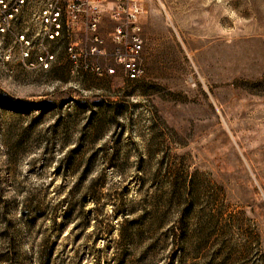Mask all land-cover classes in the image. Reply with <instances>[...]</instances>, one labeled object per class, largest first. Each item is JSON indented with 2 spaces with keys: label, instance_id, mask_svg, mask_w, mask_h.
<instances>
[{
  "label": "rangeland",
  "instance_id": "obj_1",
  "mask_svg": "<svg viewBox=\"0 0 264 264\" xmlns=\"http://www.w3.org/2000/svg\"><path fill=\"white\" fill-rule=\"evenodd\" d=\"M141 22L136 81L0 35V264H264V0Z\"/></svg>",
  "mask_w": 264,
  "mask_h": 264
},
{
  "label": "built area",
  "instance_id": "obj_2",
  "mask_svg": "<svg viewBox=\"0 0 264 264\" xmlns=\"http://www.w3.org/2000/svg\"><path fill=\"white\" fill-rule=\"evenodd\" d=\"M143 12L144 0H0V35L26 44L36 37L41 44L67 39L72 74L115 76L119 66L128 80L136 81L144 72ZM105 17L113 26L112 52L102 31ZM31 23L38 26L37 32L31 31ZM54 59L49 53L39 57L44 69ZM100 59H112L117 67Z\"/></svg>",
  "mask_w": 264,
  "mask_h": 264
},
{
  "label": "crops",
  "instance_id": "obj_3",
  "mask_svg": "<svg viewBox=\"0 0 264 264\" xmlns=\"http://www.w3.org/2000/svg\"><path fill=\"white\" fill-rule=\"evenodd\" d=\"M111 24V22L108 20V18L107 17H105V19H104V22H103V26H102V29H105V30H102L103 31V34L104 33H106L107 32V30H108V24ZM105 31V32H104Z\"/></svg>",
  "mask_w": 264,
  "mask_h": 264
}]
</instances>
